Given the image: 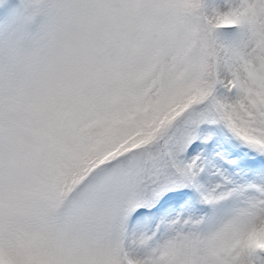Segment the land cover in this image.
<instances>
[{"label":"snow or ice","instance_id":"1","mask_svg":"<svg viewBox=\"0 0 264 264\" xmlns=\"http://www.w3.org/2000/svg\"><path fill=\"white\" fill-rule=\"evenodd\" d=\"M72 86L0 118V264H264V0H89Z\"/></svg>","mask_w":264,"mask_h":264},{"label":"clouds","instance_id":"2","mask_svg":"<svg viewBox=\"0 0 264 264\" xmlns=\"http://www.w3.org/2000/svg\"><path fill=\"white\" fill-rule=\"evenodd\" d=\"M89 0H0V118L16 121L31 105L72 86L90 24Z\"/></svg>","mask_w":264,"mask_h":264},{"label":"rangeland","instance_id":"3","mask_svg":"<svg viewBox=\"0 0 264 264\" xmlns=\"http://www.w3.org/2000/svg\"><path fill=\"white\" fill-rule=\"evenodd\" d=\"M5 17L7 18V13L5 14ZM6 18H5V19H6ZM5 19H4V21H5ZM4 21H3V22H4ZM3 22H2V23H3ZM2 23H1V24H2Z\"/></svg>","mask_w":264,"mask_h":264},{"label":"trees","instance_id":"4","mask_svg":"<svg viewBox=\"0 0 264 264\" xmlns=\"http://www.w3.org/2000/svg\"><path fill=\"white\" fill-rule=\"evenodd\" d=\"M0 22H3V18L0 19Z\"/></svg>","mask_w":264,"mask_h":264}]
</instances>
